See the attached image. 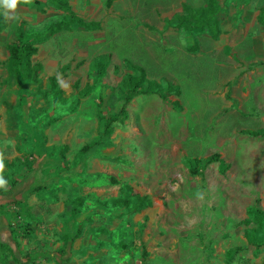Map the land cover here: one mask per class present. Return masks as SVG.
Listing matches in <instances>:
<instances>
[{
    "label": "rangeland",
    "instance_id": "obj_1",
    "mask_svg": "<svg viewBox=\"0 0 264 264\" xmlns=\"http://www.w3.org/2000/svg\"><path fill=\"white\" fill-rule=\"evenodd\" d=\"M39 1L19 4L10 18L0 7V98L7 101L0 112L18 129L17 151L31 155L32 134H45L42 146L53 149L43 181L51 174L60 181L51 183L50 198L41 185L37 204L1 208L9 228L5 240L0 237V264H264V243L255 247L246 239L252 232L260 241L263 231L253 211L264 213V137L247 132L264 134V26L256 20L264 0H219L216 38L175 26L183 6L200 8L204 0H69L73 13L99 20L100 28L44 32L32 57L42 72L23 92L14 78L2 79L6 43L28 41L67 13ZM103 61L108 64L99 76ZM132 63L174 91L134 96L124 106L128 118L113 122L106 136L104 119L123 105L121 81ZM50 75L64 94L61 103L43 96ZM37 118L38 130L32 127ZM58 131L63 139H54ZM89 143L83 156L79 149ZM214 153L226 170L212 162L191 174L193 159L203 165ZM77 157L83 163L75 172ZM66 180L81 181L80 191L86 187L81 209L112 197L141 206L131 214L122 208L88 212L81 240L67 243L71 262L56 263L50 254L68 241L63 231L73 217L59 200L67 196Z\"/></svg>",
    "mask_w": 264,
    "mask_h": 264
},
{
    "label": "crops",
    "instance_id": "obj_2",
    "mask_svg": "<svg viewBox=\"0 0 264 264\" xmlns=\"http://www.w3.org/2000/svg\"><path fill=\"white\" fill-rule=\"evenodd\" d=\"M37 1H39V0H37ZM34 5L35 6H40L41 3L39 1V4L38 5L37 4H34ZM69 7H70V3H69ZM183 7H187V6H183ZM183 7H182V12L180 14L175 15L173 17L174 20H175V26L178 27V28L184 27V26H181V25L178 24V19L176 18L178 15L180 16L181 14H183ZM220 8H221L220 11L222 12V6H220ZM192 9H195L196 10L197 8H192ZM70 11L72 12L71 8H70ZM221 12H219V15L217 17L218 18V23H219V18H220L219 16H220ZM64 15H62V16H64ZM62 16H60V17H62ZM78 17H80V16H78ZM80 18L83 19L85 22H97L98 23V26L96 28H93V29H87L85 27H81V28H84V29H87V30H96V29H99L100 28V21L99 20H97V19H84L82 17H80ZM73 26L74 27H79V26H75V25H73ZM45 28H46V26H45ZM45 28L43 30H39V31H44L45 33H48V32L45 31ZM65 30H67V29H65ZM205 31L210 35V33L207 30H204V32ZM17 33H19V30L17 31ZM219 33H220V31L218 32L217 36L219 35ZM48 34H50V33H48ZM217 36L213 37V36L210 35V37H212V38H216ZM43 37H44V34H43ZM42 40H43V38H42ZM41 41H39V42H37V43L34 44L35 47H36V52L34 54H32L31 57H30V61H31L32 64H34V63L40 64V69L38 71L37 76L34 79H28L27 81H25L23 83H20L17 80V75L12 74L8 70L7 61L4 62V65H3V66H5V68H4V71H5L4 74H5V76H3L2 79L3 78L4 79H7L8 83H12L11 82V78H14V81H15V84H16L15 86H21V87H19V89H21V90L23 89V92H25V90L27 88V85L29 86L32 83H37L38 82V78H39V76H40V74L42 72L41 71L42 70V65H41L40 62L32 60V57L37 53V50H38L37 49L38 48L37 47V44L40 43ZM9 43H11V42H9ZM9 43H6V45L9 44ZM6 45H5V51H6V54L8 56V52L6 50ZM2 62L3 61L0 60V66L2 65ZM102 64H104L105 65V68H106V66H107L108 63H107V61H103L98 66L97 70H99V67ZM130 65H136L138 67H141L144 70V68L142 66H140L138 64H133L132 63V64H129L128 65V69H129V72L128 73H132L131 68H130ZM1 75H3V74L0 73V80H1ZM52 77L55 79V77L52 76V75H50L47 78V80H49V84H50L49 85L50 86V92H48L50 94H48V93L45 92V94L43 96L49 95L51 97V99L55 103H61L63 101V99H64V96H63L64 94H62L61 89L58 87V84L56 82V79H55L54 82H55V85H56L55 89L58 90V94H57V96L54 94V90H53V88L51 86V81H50V79ZM146 77H147V75H146ZM147 79L148 80H151L148 77H147ZM153 81H155V80H153ZM2 82L0 81V86H2ZM29 95H30V97H32V96L34 97V100L33 101L37 100L34 95H31V91L29 92ZM140 95H144V94H140ZM33 97H32V99H33ZM3 102L6 103L7 101H4L3 98H0V105ZM175 103H177V102L175 101ZM15 105H16V103H15ZM31 108H32L33 111H35L33 109L34 106H32ZM2 113L3 114H1V112H0V153H2V155H3V163H4V169H3L2 176H3V179L7 183H6V186L5 187L0 188V237L4 241L5 238H6V236H7V232H6L7 226L9 228V225L7 223L5 211L3 209H1V208H4V206L7 205V204H9V203H13L14 205L19 206L21 209H24L23 206H26V204L30 207L31 205H33L34 203L37 202V200H38L37 199L38 198V194H36V192H37V190L40 189V186L41 185H43L46 188L45 192L41 191L42 192V195L45 198H47V197L50 198V196H49V191L50 190L49 189H50L51 183H53L55 185V182L56 183H59L60 180H59V178H56V179L53 178L52 177V174H51V177L48 175V180L45 179V181H43L44 180V176H43L44 171H42V170L44 168H42V166L43 165H46L47 162L49 161L48 159L52 157V154L50 155V152L53 149L52 148L53 146L50 147V145H49L48 142H46L45 147L42 146V144L45 141L44 136H43L45 134L42 133L43 135H41V133L38 132V131H36L34 134H32V138L33 139H29L30 142L33 143V147H32V150H31V152H32L31 155H29L27 152L17 151L15 149V144L17 142L16 137L18 135V129L17 128L14 129V127L12 128L11 126H9L10 124H13V118H11V116L8 113H6V111H3ZM46 114H47L46 111H43V116L46 117ZM127 118H128V112H127ZM24 119H26L25 116H24ZM9 120H11L12 123H8ZM22 121H23V119L21 117L20 118V122H22ZM40 122H41V118H37L35 120V122L32 124V127L35 128L36 130H38V128H39L38 125L40 124ZM37 123H38V125H37ZM256 131H258V130H256ZM58 135H60L61 136V139H63L65 133L58 131L55 134L54 139L57 140V138H59ZM261 135L264 137V134H261ZM261 135H257V136H261ZM35 141H37V142H35ZM37 143H40V146H42V148L39 147V146H37ZM8 144H12L13 145L12 146L13 149H10V148L7 149L6 146ZM84 145H82V147ZM82 147H80V149ZM63 148L65 149V146ZM80 149H79V151H80ZM84 154L85 153H83L82 155L84 156ZM82 163H83L82 162V159H80V158L77 157L76 160L74 161V163L72 164V167H73V169H75L74 170L75 172H78V171H81L82 170L80 168L82 166ZM58 168H60L59 167V164H58ZM49 171L51 173H53V170L52 171L49 170ZM45 173H47V172H45ZM66 181H67V183H65V184L68 185L67 190H66L68 192L67 193V196L65 198L62 197V199H59V200H64V203H63L64 206L66 205V207H68V213H70V215L73 216V217L71 219V223L69 225V229H67L66 231L64 229V231H63V233L66 232L67 234L66 235L65 234L63 235L62 234L63 235V239L65 238V240L67 239L68 241L66 243L62 242V244L58 247V249L55 250V251H53L50 254L51 258L56 263H60V262L67 263V262H69L71 260L70 259V257H71L70 256V248H69V244H67V243L68 242L69 243L70 242L73 243L74 240H75V242L77 240L78 241L81 240L80 239V236H82L83 234H85V232L83 233L82 221L84 219L85 220H89V217H92L90 214H93V215L96 214V215H98V214L102 213V211L103 212H110V211L113 212V211H115V210H113V208H122V209H125L127 211L126 214H131V213H134L135 211L138 210L137 209V210L131 211L128 208L113 206L112 205V200L113 199H117L118 197H112L111 199H109L108 201H106L104 203H101L100 202L101 204L100 203L99 204L97 203L98 206L96 208H92V207L85 208L84 207L85 209H81V206L83 205V201H84V193L86 191V187H82L81 188V191H80V186H78V185H80V182L81 181L78 182V184L77 183H73L72 180L70 181V183L68 182V180H66ZM76 186H78L79 193L74 194V192H72V191H75ZM55 187L57 189V186H55ZM40 190H43V188H41ZM95 190H96L95 192L97 194H99V190H101V188L100 189H95ZM62 195L63 194H61V196ZM121 198H125V197H121ZM51 199H53V198H51ZM55 203L58 205V201L55 202ZM63 204L61 203L59 205V207L56 206L57 209H59V210L63 209ZM35 210H36V207H32V213L33 214H34ZM88 212H91V213L89 214ZM42 215H43V216H41L42 218H44V219L47 218L46 217V214H42ZM93 220H95V219L93 218ZM111 226H112V224H111ZM114 228H115V226L114 227H110L109 230L111 231ZM75 259L77 260V257H75Z\"/></svg>",
    "mask_w": 264,
    "mask_h": 264
},
{
    "label": "trees",
    "instance_id": "obj_3",
    "mask_svg": "<svg viewBox=\"0 0 264 264\" xmlns=\"http://www.w3.org/2000/svg\"><path fill=\"white\" fill-rule=\"evenodd\" d=\"M32 1L34 4H39V1L37 0ZM218 1L219 0H204V6L197 8L196 10L188 7H183V14L176 17L178 19V24L190 30H207L211 36H217L219 32L217 17L221 9ZM47 2L55 9L67 12L58 20L52 21L46 26L45 31L50 34L69 29L73 25L85 27L87 29H93L98 26L97 22H85L83 19L72 13L69 7V0H47ZM256 20L264 26V5L259 9ZM3 23L4 16L0 13V24ZM43 34L44 31H35L31 33L30 39L28 41H23L22 43L11 42L6 45V50L8 52V70L12 74L17 75V80L20 83H23L28 79H34L38 74L40 64H32L30 61V57L36 52V47L34 44L42 40ZM130 68L132 73L126 74L121 81L123 105L120 107L118 112L110 114L104 119L103 132L106 136L109 135L111 124L113 122H122L126 120L127 111L125 110L124 106L134 96L140 94H153L162 91H174L171 84H167L164 88H162V85L160 83L153 80H148L145 71L141 67L130 65ZM104 71L105 65L102 64L99 67L98 75L100 76L104 74ZM50 81L51 86L54 90V94L57 96L58 90L55 89V79L52 77ZM247 133L252 136H257L261 135L262 131H248ZM90 147L91 143L85 144L79 152L82 154L87 153ZM212 162H217L218 167L221 171H224L229 167V165L220 158V155L218 153H214L205 159L203 165H199V161L197 159H193L191 168L189 170L191 174H199L201 173V168ZM110 181L114 183L113 179H111ZM112 205L128 208L131 211L136 210L141 206L138 203H131L126 198L113 199ZM253 215L257 223L259 224L260 229L262 228L263 230L262 238L260 239V241H258L255 234H253L252 232H247L246 239L249 244L254 245L255 247H259L264 243V213H262L260 210H254ZM235 250L236 249L230 250L228 256L229 259H231L232 253Z\"/></svg>",
    "mask_w": 264,
    "mask_h": 264
},
{
    "label": "clouds",
    "instance_id": "obj_4",
    "mask_svg": "<svg viewBox=\"0 0 264 264\" xmlns=\"http://www.w3.org/2000/svg\"><path fill=\"white\" fill-rule=\"evenodd\" d=\"M30 4L31 0H0V7L5 9V16L9 17V13H14L19 4ZM10 18V17H9ZM4 169L3 155L0 153V188L6 186V181L3 179L2 173Z\"/></svg>",
    "mask_w": 264,
    "mask_h": 264
}]
</instances>
